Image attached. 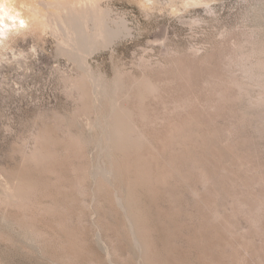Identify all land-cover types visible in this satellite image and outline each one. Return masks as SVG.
I'll return each instance as SVG.
<instances>
[{
  "label": "rangeland",
  "instance_id": "obj_1",
  "mask_svg": "<svg viewBox=\"0 0 264 264\" xmlns=\"http://www.w3.org/2000/svg\"><path fill=\"white\" fill-rule=\"evenodd\" d=\"M91 2L121 34L69 55L49 15ZM255 44L264 0H0V264H264V80L238 61ZM145 75L164 90L131 101L159 120L155 143L132 152L153 184L136 180L133 153L104 151V115ZM215 76L229 78L220 95L204 88ZM43 136L59 144L31 168ZM100 163L109 180L94 176ZM22 172L42 182L36 196H19Z\"/></svg>",
  "mask_w": 264,
  "mask_h": 264
},
{
  "label": "bare ground",
  "instance_id": "obj_2",
  "mask_svg": "<svg viewBox=\"0 0 264 264\" xmlns=\"http://www.w3.org/2000/svg\"><path fill=\"white\" fill-rule=\"evenodd\" d=\"M44 3V2H43ZM45 6H48L49 4L46 2L44 3ZM65 6V5H64ZM61 7V6H60ZM101 8H100V5L98 3H85V4H81V5H69L67 7L64 8V12H61V13H52L49 15L50 17V26L52 27V30L53 32L55 33H60L62 34V38L64 40V42L66 43V46L65 48L68 49L69 51V55L73 53H77L78 52H82V53H87V51H90L100 45H107L108 43H110L111 41H113L116 37H118L120 34H121V30L119 29H115V28H112L110 27L104 20V18L102 17V12H101ZM61 39V38H60ZM61 42V41H60ZM255 42V40L253 41V43ZM252 43V42H251ZM259 43V42H258ZM64 45V44H62ZM62 45L60 47H62ZM260 45H264V44H255V45H250V47H252V49L250 51L247 52H243L245 49L242 48V46L245 47V45H242L240 48H242V52L240 54V56L238 57V61L241 63V68H244L243 70L245 75H243V78L244 77H247L248 78V81L249 79L253 80L254 82L257 81V82H262L264 80V50L259 47ZM249 49V48H248ZM237 53V52H236ZM88 54V53H87ZM73 55V54H72ZM86 55V54H85ZM236 55V57L238 56L237 54H234ZM82 56V55H81ZM73 57V56H72ZM71 57V58H72ZM234 57V56H233ZM78 59H79V56H78ZM83 59V58H82ZM81 59V60H82ZM234 59V58H233ZM77 60V59H75ZM235 60V59H234ZM233 60V61H234ZM79 61V60H78ZM83 61L85 62V60L83 59ZM83 61H80V63H82ZM237 60L235 61L236 63L238 62ZM84 64V63H83ZM85 65H86V62H85ZM240 65V64H238ZM243 72V71H242ZM87 75V74H86ZM85 76V75H83ZM156 76V75H155ZM212 76V75H211ZM88 77V76H87ZM159 77V76H158ZM229 77V76H228ZM232 77V76H231ZM233 77H237V76H233ZM232 77V78H233ZM85 78V77H84ZM89 78V77H88ZM87 78V80H88ZM152 78V77H151ZM210 78V77H209ZM238 78V77H237ZM236 78V79H237ZM79 79V78H78ZM133 78V81L131 83V87L127 90V96H126V101L128 100V103L124 100L123 102L120 101H113L112 104H111V109H110V112L107 114V115H104V121H103V125H104V129H103V135H104V141H105V146H104V151L105 150H111V151H115L116 150H122L124 152H131L130 153H125L126 155H128L129 157H133V154L137 153V152H132V151H140V148L143 147V145H147L145 147H150V144L152 143H155V141L153 142L152 140V131H151V128L147 129V127L149 126L150 123H152V120L150 117V113L152 112H148L146 111L145 109L137 106V104L133 103L131 100L134 101V99L138 98V99H142L144 98L145 96L149 95V93H153L156 94L157 92L160 91L161 86L159 88V85L158 83H155L154 80L152 81V79L143 76L142 78ZM168 79V78H167ZM226 79H229V78H223L222 77H212L211 79H207V81H205V86L204 88L207 87V90H208V87L210 91V93H215V94H222V92L225 90V87L229 85V80H226ZM231 79V78H230ZM76 79H73L72 81H74V83H76L75 81ZM87 80H85L87 82ZM163 80V79H162ZM235 79H233L234 81ZM238 80V79H237ZM235 80V81H237ZM71 81V82H72ZM81 81V80H80ZM171 81V80H170ZM169 81V83H170ZM82 82V81H81ZM79 83V82H78ZM85 85V83H83ZM82 83L78 84L77 86H81L82 88H85L84 85ZM162 84V83H161ZM165 84V83H164ZM246 84V83H245ZM250 84V83H249ZM252 84V82H251ZM119 85V84H118ZM238 87L242 90L244 89V86L246 85H243L241 83L237 84ZM253 85V84H252ZM259 85V84H258ZM257 85V86H258ZM117 86V85H116ZM169 86V84H168ZM248 86V84H247ZM246 86V87H247ZM250 86V85H249ZM261 86V87H260ZM263 83L262 85L260 84L259 87L261 88V90H259L260 93H263L261 92L264 87ZM72 87V86H71ZM87 88H85V92H87L89 90V86H87ZM75 88H78L76 89L77 91L80 90V87H75ZM165 88V87H164ZM119 88L117 87V90ZM228 89V88H226ZM74 90V89H73ZM87 90V91H86ZM164 90V89H162ZM170 90V89H169ZM82 91V90H81ZM82 91V93H83ZM167 90H165L164 92H166ZM264 91V90H263ZM163 92V93H164ZM168 92V91H167ZM258 92V93H259ZM88 93H90L88 91ZM160 94L162 92H159ZM171 93V92H169ZM81 94V92H80ZM78 94V95H80ZM147 94V95H146ZM177 94V93H176ZM214 94V95H215ZM230 94V93H229ZM72 95V94H71ZM92 95V94H90ZM88 95V97L90 96ZM134 96L135 98L131 99V96ZM212 95V94H211ZM82 96V95H80ZM79 96V98H80ZM188 96V95H187ZM225 96V95H224ZM258 94L256 95V99L257 101H264V95L263 94H260L257 98ZM83 97V96H82ZM93 97V96H92ZM130 97V99H128ZM151 97V96H150ZM155 97V96H154ZM157 97H159L157 95ZM161 97V96H160ZM159 97V98H160ZM167 97V96H166ZM172 97V96H171ZM181 97H185V96H181ZM180 97V98H181ZM228 97V96H227ZM252 97V96H251ZM191 98V97H189ZM189 98L187 99V101L189 100ZM221 98V97H220ZM93 99V98H92ZM137 99V101H139ZM145 99H148V98H145ZM178 99V98H176ZM182 99H185V98H182ZM180 99V100H182ZM223 99V98H222ZM132 102V105L134 104L135 106H131L129 104L130 101ZM165 100V99H164ZM167 100V99H166ZM165 100V101H166ZM179 100V99H178ZM186 100V99H185ZM199 101V99H197ZM218 100V99H217ZM225 100V99H224ZM153 101V100H152ZM172 101V100H170ZM194 101V100H193ZM219 101V100H218ZM130 102V103H131ZM174 102V106H172V108L170 107V109H176V111L178 110L179 106H183V105H180L181 103H176L175 100L172 101V103ZM200 102V101H199ZM87 103V102H86ZM138 103V102H137ZM187 103V102H185ZM257 103V102H256ZM264 103V102H262ZM88 104V103H87ZM260 104V103H259ZM142 105V104H141ZM87 106V105H85ZM90 106V105H89ZM186 106V105H185ZM82 107V106H81ZM84 107V105H83ZM149 107V106H148ZM174 107V108H173ZM150 108V107H149ZM165 108V107H164ZM182 109H185L184 107H181ZM179 108L180 110H178V113L182 112V109ZM156 109V108H155ZM168 109V108H167ZM83 110V108H82ZM81 110V111H82ZM86 110V109H85ZM148 110V109H147ZM153 111V109H151ZM87 111V110H86ZM156 111V110H155ZM153 111V112H155ZM159 111V110H158ZM173 112H175V110H172ZM180 111V112H179ZM83 112V111H82ZM85 112V111H84ZM156 113V112H155ZM163 113V112H162ZM165 113V112H164ZM177 113V114H178ZM158 114V113H157ZM153 115V114H152ZM156 115V114H155ZM165 115V114H164ZM163 115V116H164ZM174 115V114H173ZM167 116H170V114L168 115L166 113V115L163 117V119L165 120L167 118ZM172 116V115H171ZM170 116V117H171ZM159 117V116H158ZM166 117V118H165ZM170 117H168L170 119ZM153 119V122H154V119H158L157 116H155V118H152ZM160 120V122H162V120ZM169 119H166L167 121ZM159 120V119H158ZM158 120H155V122H157ZM163 120V121H164ZM166 122V121H165ZM159 123V121H158ZM163 123V122H162ZM160 123V124H162ZM102 125V126H103ZM179 125V124H178ZM158 127V125H156ZM149 128V127H148ZM156 129V128H155ZM167 130V129H166ZM151 131V133H149ZM156 132H157V129H156ZM47 133H45L44 135H46ZM160 134V133H159ZM158 134V135H159ZM41 134L39 135V138H40ZM51 138H54L53 136H43L42 137V146L41 147H37V148H33V151L26 155V159L29 163L32 164H35L34 166H31V168H37V166H41V169L43 167V164L47 166V158L49 157V155L51 154V151H49V145H54L53 143H58L59 142H56L55 141V138L54 139H51ZM157 138V137H156ZM38 139V138H37ZM60 139V138H59ZM62 139V138H61ZM36 140V139H35ZM41 140V139H39ZM57 140V138H56ZM156 140V139H154ZM86 142L85 140H83L82 137L80 136H77L76 138H74L73 136V139L70 140V142H74L76 143V145L74 146L71 145V147L74 146V148L77 146V148H79L78 144H81L82 143L84 144V142ZM61 142V141H60ZM161 142V141H160ZM66 143V142H65ZM69 143V142H68ZM67 144V143H66ZM62 145V144H60ZM65 145V144H64ZM63 145V146H64ZM156 145V144H155ZM162 145V144H161ZM39 146V145H38ZM157 146V145H156ZM36 147V146H35ZM160 147V146H159ZM156 149V148H154ZM67 150V149H66ZM152 150V149H151ZM160 150V149H159ZM162 150V149H161ZM110 151V152H111ZM144 151V149H143ZM106 152V151H105ZM141 152V151H140ZM146 152H148L146 150ZM152 153V151H150ZM158 152V151H157ZM81 153V152H80ZM122 153V152H121ZM133 153V154H132ZM162 152H160V155H161ZM124 154V153H123ZM124 154V155H125ZM131 156H130V155ZM134 154V155H135ZM153 154V153H152ZM159 154V153H158ZM136 155H139V153H137ZM135 155V158L136 157H139L135 160V158L133 159L134 161H136V164H137V168H138V171L139 172V176L138 178L140 179H136L138 181H146V182H150V180L153 179V182H154V176L153 174L155 173V167L153 166L152 162H149L148 159H146L145 157L143 158V156L141 155L140 153V156H136ZM154 155V154H153ZM163 155V154H162ZM54 156H52L53 158ZM153 157V156H152ZM56 159V158H55ZM131 159V158H130ZM156 159V158H155ZM157 160V159H156ZM191 160V159H190ZM133 161V163H134ZM159 162V161H158ZM169 162V161H168ZM168 162H165V163H168ZM46 163V164H45ZM101 164V163H100ZM130 164V163H128ZM91 165V164H90ZM103 165V164H101ZM45 166V167H46ZM100 166V165H99ZM105 166V167H104ZM136 166V165H135ZM50 167V165H49ZM103 170H97L95 171L96 173H94V176H97V177H103V178H106L107 180L110 179V177L112 178V174L115 173V169L113 170V167H107L106 165H103ZM130 167V166H129ZM160 167V166H159ZM158 167V168H159ZM171 167H172V164H171ZM25 168V167H24ZM102 167H99V169H101ZM115 168V167H114ZM163 168V167H162ZM178 168V167H177ZM46 169V168H45ZM49 169V168H48ZM52 169V167H51ZM75 169V168H74ZM119 169V168H118ZM135 170V169H134ZM166 170V169H165ZM168 170V169H167ZM170 170V169H169ZM175 170V169H174ZM49 171V170H48ZM75 171V170H74ZM82 171V170H81ZM114 171V172H113ZM157 171V170H156ZM30 170L28 171V173L30 174ZM56 172V171H55ZM158 172V171H157ZM26 173V172H25ZM27 174V173H26ZM24 174L23 175V172L21 175H23L22 179L20 180L21 182L19 183V188L22 189V193L19 194V196H25L26 194V197H30V195H37V192L34 190H37L36 188L38 187L37 185H39L40 183V180H38L37 178H35L34 176H32V174L27 177V175ZM96 174V175H95ZM163 174V173H162ZM20 175V174H19ZM38 175V174H37ZM87 175V174H86ZM112 175V176H111ZM116 175V174H115ZM157 175V174H156ZM40 176V175H39ZM20 176H18L19 178ZM116 177V176H115ZM157 177V176H156ZM16 178V177H15ZM42 178V177H41ZM59 178V177H58ZM57 178V180H58ZM160 178V176H159ZM61 179V178H59ZM83 179V178H82ZM16 179H14L15 181ZM63 180V179H62ZM80 180V179H79ZM159 180V179H158ZM17 181V180H16ZM43 181V180H42ZM49 181V180H48ZM48 181H46L48 183ZM134 181V179L132 180ZM143 181V182H144ZM161 181V179H160ZM19 182V181H18ZM18 182H13L14 184H17ZM44 182V181H43ZM156 182V181H155ZM42 183V182H41ZM40 183V184H41ZM130 183V182H129ZM136 182L134 181V184ZM148 183V185L150 184ZM99 184V183H98ZM153 184V183H151ZM155 184V183H154ZM81 185V184H80ZM146 185V184H145ZM14 186V190L17 189L18 187ZM122 187V186H121ZM41 189V188H40ZM123 189V188H122ZM17 191V190H16ZM19 191V190H18ZM120 192V191H119ZM16 194V193H15ZM17 195V194H16ZM35 195V196H36ZM118 194L117 195V199H118V202L123 206L124 202L122 200H124L122 198V196ZM13 196V195H12ZM12 196H10L12 198ZM14 198V197H13ZM17 198V196L15 197ZM14 198V200H15ZM21 200V198H18ZM22 199H24L22 197ZM207 201V200H206ZM205 201V202H206ZM21 202V201H20ZM32 202V201H31ZM204 202V203H205ZM18 204H19V201H18ZM17 204V205H18ZM29 204V203H28ZM126 205V204H125ZM127 206V205H126ZM125 207V206H123ZM127 208V207H126ZM37 210V209H35ZM128 210V208H127ZM33 216V215H31ZM30 219V218H29ZM33 226V225H32ZM35 232V231H34ZM39 234V230L37 231ZM30 233V232H29ZM37 234V233H36ZM35 234V235H36ZM34 235V236H35ZM136 235V234H135ZM134 235V236H135ZM37 238V237H36ZM69 238V237H68ZM34 239V238H33ZM71 240V239H70ZM136 240V238H135ZM73 241V240H72ZM75 241V240H74ZM138 241V240H137ZM136 241V242H137ZM139 243V242H138ZM137 243V244H138ZM36 244V243H35ZM35 248V247H34ZM142 251V250H141ZM69 253V252H68ZM142 253V252H141ZM56 260V259H55ZM58 260V259H57Z\"/></svg>",
  "mask_w": 264,
  "mask_h": 264
}]
</instances>
